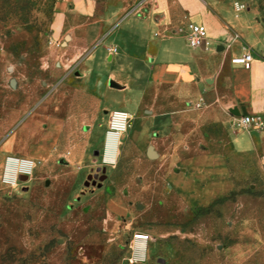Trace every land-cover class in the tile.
I'll return each instance as SVG.
<instances>
[{
	"label": "rangeland",
	"instance_id": "374dc122",
	"mask_svg": "<svg viewBox=\"0 0 264 264\" xmlns=\"http://www.w3.org/2000/svg\"><path fill=\"white\" fill-rule=\"evenodd\" d=\"M238 1L264 26V0ZM64 4L71 5L0 0V264H131L135 234L150 238L146 258L134 264H264V162L249 168L247 177L233 169L230 181L213 186L215 197L198 206L166 181L178 169L192 171L194 161L204 162V153H226L218 130L206 144L194 119H185L183 145L170 154L152 134L139 147L130 120L113 167L106 169L107 181L95 185L88 177L101 170L93 164L92 149L103 152L110 115L100 113L93 130L95 120L67 119L51 136V116L70 115L73 102L80 101L55 72V64L66 60L61 54L69 32L52 39ZM116 95L110 101L99 97L106 110L123 109ZM139 116L144 120L147 113ZM149 146L162 156L151 159ZM9 158L31 161L27 181L7 172ZM176 161L183 168L173 166ZM112 197H121L123 205Z\"/></svg>",
	"mask_w": 264,
	"mask_h": 264
},
{
	"label": "crops",
	"instance_id": "0c3cea01",
	"mask_svg": "<svg viewBox=\"0 0 264 264\" xmlns=\"http://www.w3.org/2000/svg\"><path fill=\"white\" fill-rule=\"evenodd\" d=\"M68 1L70 7L61 5L52 24L54 41L63 31L69 32L61 54L66 60L55 64V72L63 74L62 84L80 101L73 102L70 115L51 116V136L58 127H65L67 119L95 120L93 130L102 120L100 113L105 118L117 110L127 112L135 124L131 137L139 147L152 134L170 154L183 145L180 128L185 119H194L206 144L215 141L218 130L219 143L228 147L226 153H204V162L194 161L192 171L178 169L166 177L177 195L192 206L214 198L213 186L220 180L230 181L233 169L247 177L249 168L264 162V126L238 130L234 116L227 112L229 107H244L247 114L260 115L264 123V26L249 8L237 11L238 0H104L102 5L97 0ZM188 23L207 30L208 38L200 47L189 45ZM248 53L253 60L246 69L241 60ZM116 94L123 109L106 110L107 103L99 97L110 101L109 96ZM142 110L147 113L144 120L139 116ZM102 151L93 164H99L98 171L107 181L106 169L113 162L103 159L105 143ZM148 155L151 159L162 156L153 146L148 147ZM82 160L87 167L86 154ZM173 164L183 168L180 161ZM111 199L123 205L121 197Z\"/></svg>",
	"mask_w": 264,
	"mask_h": 264
},
{
	"label": "built area",
	"instance_id": "2783aa9c",
	"mask_svg": "<svg viewBox=\"0 0 264 264\" xmlns=\"http://www.w3.org/2000/svg\"><path fill=\"white\" fill-rule=\"evenodd\" d=\"M235 9L239 12L245 11L248 7L247 4L243 2H235L234 3ZM187 36H188V43L191 47L197 48L202 45L208 38L207 30L197 25L195 23H188L187 25ZM207 46L209 47L208 43ZM111 51H115V49H110ZM253 60L252 54H246L241 62L246 69L250 68V64ZM130 122V116L125 111H113L110 114V127L106 134V143H105V151L103 154V159L107 163H114L115 156L111 158L107 153L108 141L110 139L116 140V149L119 143L120 137L126 132L127 127ZM233 125L238 130H248V129H261L264 126L262 121V117L258 114H247L240 117H233ZM28 160H19L14 158H9L7 161V166L10 163H16V174L20 173V175H26L23 173L19 167L23 166L24 162ZM30 162V171H31V161ZM19 175V176H20ZM149 237L147 235H135L134 237V244H133V253L132 258L130 259V263H136L137 260H144L146 258L147 253V243Z\"/></svg>",
	"mask_w": 264,
	"mask_h": 264
},
{
	"label": "bare ground",
	"instance_id": "6f19581e",
	"mask_svg": "<svg viewBox=\"0 0 264 264\" xmlns=\"http://www.w3.org/2000/svg\"><path fill=\"white\" fill-rule=\"evenodd\" d=\"M107 153H108V155L111 158H113L116 155V140H115V138L114 139H110L108 141ZM16 166H17V164L15 162L14 163H10L7 166V172L13 173V176H14L15 175V172H16ZM19 168H20V170L23 173H25L27 175L30 174V162H28V161L27 162H24L23 166H21Z\"/></svg>",
	"mask_w": 264,
	"mask_h": 264
},
{
	"label": "water",
	"instance_id": "95a60500",
	"mask_svg": "<svg viewBox=\"0 0 264 264\" xmlns=\"http://www.w3.org/2000/svg\"><path fill=\"white\" fill-rule=\"evenodd\" d=\"M227 112L234 116V117H240L243 115H247V112L245 111L244 107H238V106H233V107H229L227 108ZM150 155L153 156L152 150L150 149ZM19 178L21 179V181H27L28 180V176L26 175H20ZM88 179H90V177H88ZM102 180V179H101ZM101 185H99L100 187Z\"/></svg>",
	"mask_w": 264,
	"mask_h": 264
},
{
	"label": "flooded vegetation",
	"instance_id": "af4514ba",
	"mask_svg": "<svg viewBox=\"0 0 264 264\" xmlns=\"http://www.w3.org/2000/svg\"><path fill=\"white\" fill-rule=\"evenodd\" d=\"M93 154H94V156H95L96 158H98V157L101 155V150H100V148L95 149L94 152H93ZM103 176H104V173H103V172H101V173H96V174L94 175V177L89 176L92 185H95V183L100 182L101 179H102V181H103V180H104V177H103ZM86 184L88 185V184H89V181H86Z\"/></svg>",
	"mask_w": 264,
	"mask_h": 264
}]
</instances>
